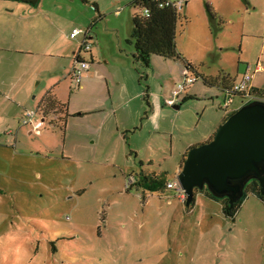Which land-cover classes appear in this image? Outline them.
I'll return each instance as SVG.
<instances>
[{"label": "rangeland", "instance_id": "obj_1", "mask_svg": "<svg viewBox=\"0 0 264 264\" xmlns=\"http://www.w3.org/2000/svg\"><path fill=\"white\" fill-rule=\"evenodd\" d=\"M93 1L102 15L95 26ZM131 1L40 0L39 9L45 12L39 13L40 22L33 28L46 39L58 33L76 45L80 36L69 38L71 29L92 26L101 48L119 35L127 52H133V45L125 41L131 29ZM235 1L231 6V0H206L215 15L213 22L204 0H192L189 8L179 10L175 40L178 51L182 54L183 49L187 55H182L201 73L187 88L196 96L177 103L178 109L168 106L171 112L162 114L166 108L161 110L163 105L155 101L162 94L158 74L169 73L168 93L179 82L173 83V78L183 60H159L147 68L138 65L146 76L138 89L147 87L150 107L141 96L145 109L124 138L116 131L112 113L108 115L110 103L94 112L92 96L74 93L77 88L68 89L67 81L59 84V90L65 96L72 91L70 113H89L70 114L64 132L49 119L42 122L39 134H28L22 127L16 139L3 136L5 125L0 127V264H264V202L254 192L246 193L231 217L223 213L221 200L203 192H196L188 207L175 190L150 191L131 184L140 170L163 173L164 181H174L185 144L223 119L218 109L223 95L216 85H205L203 77L221 81L239 62L257 58L264 66V17L259 11L248 14L243 2ZM16 4L22 5L16 15L29 7L17 0H0L4 15L0 22L12 23L4 11ZM43 15L47 18H40ZM13 32L0 28V44ZM109 60L111 68L120 71L117 59ZM36 66L27 68L18 83L24 85L23 91L40 87L49 76ZM3 75L0 70V80ZM240 98L235 96L237 108L232 104L231 110L242 105ZM141 99L134 100L136 106ZM152 104L154 114L148 119ZM9 141L15 144L10 147Z\"/></svg>", "mask_w": 264, "mask_h": 264}, {"label": "crops", "instance_id": "obj_2", "mask_svg": "<svg viewBox=\"0 0 264 264\" xmlns=\"http://www.w3.org/2000/svg\"><path fill=\"white\" fill-rule=\"evenodd\" d=\"M205 1L206 0H204V3ZM191 2L192 0H185L183 6L187 9L190 7ZM212 3L215 6L222 5V3L213 1ZM236 4L237 1L231 0V6ZM92 5L97 11L96 16L91 22L92 26H95L96 21L98 20V18H102V15L99 13L100 9L98 3L96 1H93ZM21 6L22 5L16 4L15 6H13L14 8L12 10L4 11L5 14H9L8 18L12 22L11 24L8 23L5 19L0 22L1 29L11 28L14 30L12 34L2 39V42L0 44V70L4 72V75L2 77L3 79L0 80V127H3L5 125L2 128V130H4L2 132L3 136L7 135L8 137H13L16 139L20 135H22L24 130V128L22 127L27 128L26 132L28 134H32L33 131L31 126L21 123V118L24 112L23 110L26 107H36L35 110L37 109L39 111L45 96L48 94L52 95L60 103H66L67 113H69V115L77 113H70L69 111L68 100L70 99L72 91H68L65 96V94H61L59 90V84L62 81H67L68 89L77 88L76 90H74V93H87L92 96V101L94 103H92L93 108L91 109H95L94 112H96L98 108H102L103 105L109 102V108H111V110L108 112V115L112 113L111 116L114 118L116 131L121 135L122 138H124V133L126 131H129V129L133 127L132 125L134 118L140 117L141 113L145 109L143 101L141 99L142 97L145 98L147 106L150 107V103L148 100L149 91L147 90V87V91H141V89H138V83L142 80L139 79L138 72L136 71L131 60V54L133 52H127V50L123 47L124 38L118 35L112 39L106 40L105 47L101 48L99 37L96 41H94L95 33L93 32L92 26H88V28L86 29L88 30V34H90L89 40L91 41L92 46L88 55H82V53L81 55L86 59L91 60V62L88 70L83 74L80 83L77 84L74 82L71 76V66L73 64L74 55L79 49L80 41L81 39H83L82 35H78L80 36V40L76 45L72 42L66 43L64 41L66 38L63 39L58 33L54 37H47L46 39L37 29L33 28L34 25L36 26L40 22L38 21L39 13L45 12L39 9V3L36 6L23 7L25 12L21 15H16L15 10ZM130 7L132 8V17L137 9L132 4V1L130 3ZM245 7L247 8L248 14L259 11L260 14L264 17V0H249V3L245 5ZM0 16L4 17L2 13H0ZM185 17L188 18L187 15H185ZM40 18L46 19L47 16L43 15ZM69 38L74 39L76 37L72 38L69 36ZM128 39H130V32ZM128 39H126L125 41L132 44V42L127 41ZM176 47L178 48L177 44ZM261 49L264 50V31L262 36ZM179 50L183 55H187V53L183 49ZM132 51H134V47ZM111 58L117 59L120 71L111 68V66L109 65V59ZM16 60H18V62H16ZM159 60L169 62L173 59H167L157 55H152L150 64H153L154 62ZM187 60L189 61V59ZM190 63L194 67L193 69L195 71V74L198 75L200 72L194 65L195 63L191 60ZM178 64L181 65L182 63L179 62ZM36 65L45 68L49 76L44 79L40 87H37L34 90H29L28 92L23 91L24 85H19L18 83L22 81L23 76L26 74V69ZM256 65H260L261 69L256 70ZM185 71L186 68L183 65L180 69V73L177 74L176 78H173V83L182 80ZM246 71L252 72V78L250 80L251 87L260 92L261 95H263L262 97L264 98V66L262 65L260 59L257 58L252 63L239 62L234 72L225 73L222 82L220 83L219 81V83L216 85L220 89L224 99L226 93L222 87L224 85H232L233 83L237 82ZM153 72H155V68H153ZM158 75L159 77H161V81L163 82V84L161 83V81L158 82L159 86L161 87L160 91L162 94H158L160 95V99L156 98L155 101L157 103L160 102L163 105L161 106V110H163V108H166L162 113L165 114L171 112L172 110L170 109V107L172 106L168 107V105L165 104L164 100L168 98L166 96L168 93L169 95L171 94L174 86H172L167 93L169 84H165V81L169 80V73L166 74L165 72H160ZM15 78L16 80H14ZM34 79L35 77L32 78V82H38V80ZM119 81L121 86H118ZM188 87H186V89ZM188 89L185 93L182 92L180 94L179 99H177V103H179L181 98L185 95L192 96V94H194L196 96V94L193 92L188 93ZM235 96L236 95L233 96V102L231 103V105L233 104L234 108H237L236 105H234ZM136 98L141 99L138 106H136V104L134 103V100ZM242 100L243 98L238 99L240 104L243 103ZM115 101L120 102L116 104L114 103ZM222 104H219L218 109L223 111V119H221L220 122L211 125L210 127H204V130L201 132V135L198 138H194L193 140H190V142H187L185 144L186 148L179 153V163L175 168L173 175L178 174L182 165V159L190 147L204 143L212 138L216 131V127H218V125L223 122L224 118L230 111H226L224 108H222ZM175 108L178 109L179 105H176ZM58 110L59 108L50 110L47 114L44 115V120L49 119L50 123L58 120V118L61 116L60 113H57ZM152 110L153 111H151L150 115L147 116L148 119H151L154 114V104H152ZM41 112L39 111V114L37 113L35 115L36 120L40 118L42 119L43 116ZM83 113L89 112H79L78 115ZM135 128L136 127H134V129ZM8 144L10 147H12L15 142L11 143V141H9ZM141 165H143L142 162Z\"/></svg>", "mask_w": 264, "mask_h": 264}, {"label": "water", "instance_id": "obj_3", "mask_svg": "<svg viewBox=\"0 0 264 264\" xmlns=\"http://www.w3.org/2000/svg\"><path fill=\"white\" fill-rule=\"evenodd\" d=\"M176 179L186 205L193 201L195 187L227 198L229 206L243 196L251 180L258 182L264 194V100L245 102L210 140L190 147Z\"/></svg>", "mask_w": 264, "mask_h": 264}, {"label": "trees", "instance_id": "obj_4", "mask_svg": "<svg viewBox=\"0 0 264 264\" xmlns=\"http://www.w3.org/2000/svg\"><path fill=\"white\" fill-rule=\"evenodd\" d=\"M17 1L24 2L29 6H36L40 2V0H17ZM241 1L245 5L249 3V0H241ZM132 4L135 6L137 10L131 17L130 39H128L127 41L132 42L134 47V51L131 54V58L133 64L134 65L136 64L135 69L138 72L139 79L143 80L145 79L146 76L143 72L139 71L138 65H142L144 68L149 67L150 59L152 55H157L163 58L173 59V60L181 59L183 60V65L185 66L186 70L189 71V73L191 71L195 72L193 69L194 68L193 65L187 59H185V57L178 51L176 47L175 39H176L177 23L179 20V9L171 5H163V0H132ZM204 5L206 6V11H208L210 21L213 22L215 19V15L213 13L211 5L207 2H205ZM144 9H147V12H144ZM88 35L85 37V39L88 42V46H86L81 39L79 49L76 51L82 53V55L83 54L88 55L91 50L92 43L89 40L90 34ZM82 57L90 65L91 60L86 59L84 56ZM203 82L209 86L217 85L219 83V77H213V78L203 77ZM221 82L222 80L220 81V83ZM230 87L231 85H224L222 88L223 90H229ZM145 91H147L146 88ZM249 92L263 96L256 89H253V87L250 88ZM232 95L240 96L241 98H243L242 104L245 103L244 102L246 99L245 93L234 92ZM189 98H193V97L191 95H185L181 98L180 101L183 102L185 100H188ZM58 108L59 110L57 111V113H60L61 116L58 118V120L52 122L51 125L60 127L64 132L66 127V119L69 116V113H67L66 103H60L52 95L48 94L45 96L39 111L40 112L42 111L41 114L44 116L50 110L58 109ZM229 110L230 111L228 112L229 114H227V116L233 113L236 109L231 110L229 108ZM74 114L78 115L79 112ZM226 117L224 118L223 121H225ZM185 157L186 154L182 159V163ZM145 173L146 172H144L143 170H140L139 176L134 182H131V184H138L139 186H142L144 189H148L150 191L159 190L161 188L170 189L166 185L167 182L163 180L161 173L160 174H156V173L145 174ZM196 192H203L210 198L221 200L223 203L222 204L223 213L231 217L234 216V214L237 212L241 202L243 201L246 193L248 192H254L264 202V194H261L259 184L256 180H251L249 183L246 184L244 188L243 196L240 199H238L236 202H234L231 206L228 205L227 198L214 197L206 187H203L202 189H198L197 187H195L194 197ZM183 202H185V199L183 200ZM193 203H194V199L187 206L191 207Z\"/></svg>", "mask_w": 264, "mask_h": 264}, {"label": "built area", "instance_id": "obj_5", "mask_svg": "<svg viewBox=\"0 0 264 264\" xmlns=\"http://www.w3.org/2000/svg\"><path fill=\"white\" fill-rule=\"evenodd\" d=\"M184 3H185V0H163V5H171V6L178 8L179 10L182 9ZM144 12H147V9H144ZM80 34L83 37L82 41L85 43L86 46H88V42L85 39V37L88 35V30L86 28H75L74 27L71 29L69 36L74 38ZM88 67H89V63L81 56L80 52H76L73 58V64L71 66V76L75 83L77 84L80 83L82 76L88 70ZM255 69L260 70L261 66L256 65ZM197 78H198L197 75L190 74L189 71L186 70L184 79L179 81L176 84L175 88L171 91V95H170L171 97L166 98L164 100L165 104L168 106L176 105L177 99H179L180 94L186 89V87H188L193 82H195ZM251 78H252V72L246 71L237 82L231 85L229 90H225L226 96L222 104V108H224L226 111L229 110V107L231 103L233 102L232 94L234 92L245 93L246 95L245 97L246 99H248V101L255 100V99L264 100L262 96L249 92L251 88V85H250ZM37 113L39 114V111L37 109L36 110L35 109L34 110H24L23 116L21 118V123L24 125H30L33 133L39 134L40 126L42 122L44 121L45 117L42 115L44 118L41 116L42 119L40 118L36 120L35 115ZM166 185L168 188L174 189L177 192V195L181 199L183 200L185 199V193L181 189L180 184L178 183L177 179H175L174 181L167 182Z\"/></svg>", "mask_w": 264, "mask_h": 264}, {"label": "clouds", "instance_id": "obj_6", "mask_svg": "<svg viewBox=\"0 0 264 264\" xmlns=\"http://www.w3.org/2000/svg\"><path fill=\"white\" fill-rule=\"evenodd\" d=\"M175 106V105H174Z\"/></svg>", "mask_w": 264, "mask_h": 264}]
</instances>
